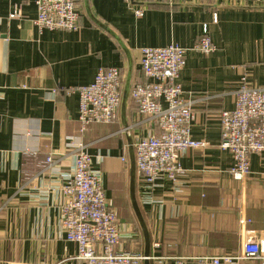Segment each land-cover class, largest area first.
Segmentation results:
<instances>
[{"label": "crops", "instance_id": "0c3cea01", "mask_svg": "<svg viewBox=\"0 0 264 264\" xmlns=\"http://www.w3.org/2000/svg\"><path fill=\"white\" fill-rule=\"evenodd\" d=\"M36 2L0 0V264L76 255V246L62 239L55 187L60 173L73 169L67 143L80 133L79 96L67 89L92 84L108 67L122 71L119 116L90 126L81 138L103 173L110 203L130 227L125 249L146 253L133 179L150 236V264H195L199 256L236 253L244 227L264 237V158L251 156L249 178L237 181L230 174L232 154L220 149V115L235 108L241 78L264 88V8L258 0H78L77 32L40 30ZM16 7L20 18L9 19ZM204 28L216 46L209 55L194 50ZM170 45L188 50L179 81L185 97L195 100L193 138L208 146L189 151L177 189L165 183L154 192L156 203L148 204L133 162L134 145L148 127L131 89L147 81L141 50ZM49 155L55 172L45 164ZM244 220L252 223L244 226ZM157 241L160 249H154Z\"/></svg>", "mask_w": 264, "mask_h": 264}, {"label": "built area", "instance_id": "2783aa9c", "mask_svg": "<svg viewBox=\"0 0 264 264\" xmlns=\"http://www.w3.org/2000/svg\"><path fill=\"white\" fill-rule=\"evenodd\" d=\"M126 1L132 5L160 2ZM36 4L38 18L34 23L40 30H80L78 0H37ZM258 4L264 8V0H258ZM136 15L141 18L144 11L139 9ZM20 16L21 7H16L9 19ZM1 24L2 19L0 28ZM194 50L207 55L216 51L207 28ZM187 52L178 45L141 50L140 68L147 81L132 87L131 98L148 127L134 145L144 201L148 204L156 203L154 192L165 183H171L177 189L185 174L182 159L189 151L208 146L205 140L193 138L195 100L185 97L179 81L187 64ZM67 93L79 96L80 133L67 143L74 152L73 169L68 174L60 173L59 185L55 187L61 198L59 227L62 239L74 244L77 253L51 263L10 261L6 264H144L154 258L125 249L124 239L133 237L130 227L120 221L110 203L103 173L95 168L94 157L81 138L90 126L109 125L117 120L122 104V71L118 67L101 68L92 84L68 88ZM220 122V149L230 152L234 160L230 174L233 179L245 182L251 174V156L264 158V88L253 86L244 75L239 82L235 108L223 111ZM45 164L56 171L52 155L46 157ZM250 223L251 220L243 222L244 226ZM242 231L238 252L199 256L193 258L194 263L264 264V237L256 236L255 231L246 227ZM160 248V242H155L154 249Z\"/></svg>", "mask_w": 264, "mask_h": 264}, {"label": "water", "instance_id": "95a60500", "mask_svg": "<svg viewBox=\"0 0 264 264\" xmlns=\"http://www.w3.org/2000/svg\"><path fill=\"white\" fill-rule=\"evenodd\" d=\"M133 160H134L133 161L134 162V166L136 168L135 156H134ZM131 188H132V200H133V203H134L135 212H136L137 218H138V220H139V222L141 224L142 230L144 232V236H145V242H146V253H145V256L146 257H150V249H151L150 236H149V232H148L147 226H146V224L144 222L142 214H141V212H140V210L138 208L137 202L135 200V180L134 179L132 180ZM145 264H150L149 260H147L145 262Z\"/></svg>", "mask_w": 264, "mask_h": 264}, {"label": "rangeland", "instance_id": "374dc122", "mask_svg": "<svg viewBox=\"0 0 264 264\" xmlns=\"http://www.w3.org/2000/svg\"><path fill=\"white\" fill-rule=\"evenodd\" d=\"M212 236H214V235H212Z\"/></svg>", "mask_w": 264, "mask_h": 264}]
</instances>
